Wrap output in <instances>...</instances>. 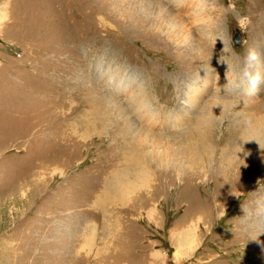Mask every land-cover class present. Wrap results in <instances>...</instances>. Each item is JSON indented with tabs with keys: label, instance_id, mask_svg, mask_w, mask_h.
<instances>
[{
	"label": "rangeland",
	"instance_id": "374dc122",
	"mask_svg": "<svg viewBox=\"0 0 264 264\" xmlns=\"http://www.w3.org/2000/svg\"><path fill=\"white\" fill-rule=\"evenodd\" d=\"M248 48L264 0H0V264H264Z\"/></svg>",
	"mask_w": 264,
	"mask_h": 264
},
{
	"label": "clouds",
	"instance_id": "9594fccd",
	"mask_svg": "<svg viewBox=\"0 0 264 264\" xmlns=\"http://www.w3.org/2000/svg\"><path fill=\"white\" fill-rule=\"evenodd\" d=\"M241 61H243V67H240ZM221 62L227 64L225 72L226 82L222 86L220 85L225 95L247 97L258 95L261 91V86L264 85V73L257 68L260 63V57L254 48H248L243 57L238 56L235 65L227 61ZM256 204L258 206L259 201H256ZM244 207L242 205V208Z\"/></svg>",
	"mask_w": 264,
	"mask_h": 264
},
{
	"label": "bare ground",
	"instance_id": "6f19581e",
	"mask_svg": "<svg viewBox=\"0 0 264 264\" xmlns=\"http://www.w3.org/2000/svg\"><path fill=\"white\" fill-rule=\"evenodd\" d=\"M239 32H240V29L238 28L237 29V33H239ZM218 79H219V82H217L218 85L221 83L220 85L222 86L226 82L225 75L219 76ZM220 85H219V88L221 89ZM216 92H219V91H216ZM140 96H142V95H140ZM213 98H214L213 102L207 103V105H206L207 107L201 113H199L197 115V121H200L201 118L203 117V115L205 113H215V114H218V112L219 111H222L223 110V107H225V102L227 100H229L230 104L232 103V100L231 99H228L226 97L221 96V93H220V95H219V93L216 94V95H214ZM138 108H139V110L144 109L140 105L138 106ZM187 240H189V239H187Z\"/></svg>",
	"mask_w": 264,
	"mask_h": 264
},
{
	"label": "water",
	"instance_id": "95a60500",
	"mask_svg": "<svg viewBox=\"0 0 264 264\" xmlns=\"http://www.w3.org/2000/svg\"><path fill=\"white\" fill-rule=\"evenodd\" d=\"M236 41L240 42V34L239 33L236 35Z\"/></svg>",
	"mask_w": 264,
	"mask_h": 264
},
{
	"label": "crops",
	"instance_id": "0c3cea01",
	"mask_svg": "<svg viewBox=\"0 0 264 264\" xmlns=\"http://www.w3.org/2000/svg\"><path fill=\"white\" fill-rule=\"evenodd\" d=\"M184 237L186 238V235Z\"/></svg>",
	"mask_w": 264,
	"mask_h": 264
}]
</instances>
